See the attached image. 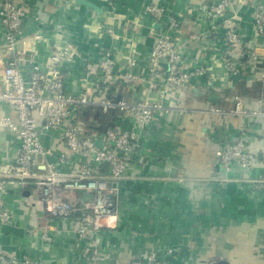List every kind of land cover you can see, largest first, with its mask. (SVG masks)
<instances>
[{
	"label": "crops",
	"instance_id": "obj_1",
	"mask_svg": "<svg viewBox=\"0 0 264 264\" xmlns=\"http://www.w3.org/2000/svg\"><path fill=\"white\" fill-rule=\"evenodd\" d=\"M16 1H27L31 6L24 37L32 38L37 32L43 35L32 45L40 64L45 63L54 45H73L80 51L72 61L62 63L67 90L73 93L84 86L86 60L97 58L102 46L115 50L121 66L127 61L130 46L141 58L148 56L165 25L152 24L151 15L145 12L148 4H162L179 11L182 36L197 35L186 52L184 64L190 68L204 65L207 73L175 92L174 97L168 95L165 103L170 106L169 111L153 116L139 138V149L127 157L131 177L115 182L117 212L103 219L104 229L97 236L101 264H127L146 250L168 247L175 251L171 264H207L218 255L229 264H264V195L245 181H222L226 176L264 177V119L206 111L212 105L233 107L235 96L248 109L261 106L264 39L257 34L254 17L256 5L264 7V0L236 2L232 10L238 11L239 32L245 42L259 53V57L252 58L250 52L241 54L237 49H228L241 67L237 75L224 66L223 43L199 34L205 24L200 21L198 7L214 0H90L101 11L77 0ZM106 25L113 31L108 32ZM4 52V39L0 37V56ZM3 67L4 62L0 61V80ZM27 69L24 64L25 72ZM239 84L243 87H237ZM121 92L129 95L125 88ZM211 92L220 95L218 102L210 100ZM10 111L7 106L2 109V113ZM84 117L91 119L90 112ZM132 124L121 123L123 127ZM242 136L247 139V149L257 156L258 166L236 167L227 175L216 149ZM42 139L58 153L67 150L63 142L48 135ZM17 146L13 132L1 128L0 161L13 159ZM68 155L72 169L85 159L82 154ZM32 192L16 187L8 191L7 200L15 217L0 228V251L28 253L38 264H90L84 256L90 241L77 234L79 221L45 215ZM47 225L53 242H44L40 231L29 234L30 229Z\"/></svg>",
	"mask_w": 264,
	"mask_h": 264
},
{
	"label": "built area",
	"instance_id": "obj_2",
	"mask_svg": "<svg viewBox=\"0 0 264 264\" xmlns=\"http://www.w3.org/2000/svg\"><path fill=\"white\" fill-rule=\"evenodd\" d=\"M245 1L214 0L198 7L200 21L205 24L199 34L223 43L222 60L233 75L241 73V67L228 49H237L241 54L250 52L252 58L259 57L256 49L250 47L253 49L250 50L239 32L238 11H232L236 2ZM256 7L255 28L264 39V7L260 4ZM30 10L27 1L0 0V37L5 43V52L0 56V61L4 62L3 81L0 80V129H10L18 144L13 159L0 161V228L13 222L15 217L7 200L8 191L12 187L33 191L32 195L45 215L79 221L77 234L89 240L91 245L84 256L90 264H101L97 236L105 226L103 219L117 212L112 198L115 182L131 177L127 155L135 154L139 149V138L153 116L159 111H169L170 106L165 103L168 95L174 97L175 92L205 76L207 69L201 64L192 68L184 64L186 52L197 35L182 36V21L178 17L181 13L162 4H148L145 12L151 15L152 24H165L148 56L141 58L130 46L127 61L121 66L115 50L102 46L97 58L86 60L84 86L80 92L73 93L67 90L62 63L72 61L80 51L73 45H54L45 63L40 64L32 45L43 35L37 32L32 38L24 37V24ZM106 27L108 32L113 31L111 26ZM24 64L28 65V72H25ZM112 85L116 87L110 97H106L107 89ZM124 88L132 98L121 92ZM233 101L234 105L229 109L212 105L206 111L264 119V100L257 109L246 108L239 96ZM94 105L100 107V116L106 114L110 121L105 122L104 131L87 132V126L97 127L88 121L92 119L84 117L91 110V113L95 111L89 108ZM4 106L11 111L2 113ZM76 117L83 119V124H77ZM122 121L133 124L123 127ZM43 135L63 142L67 152L58 153L46 145ZM246 140L242 136L216 149L227 175L236 167L254 169L258 166L257 156L247 149ZM68 153L82 154L85 159L72 169ZM229 180L245 181L254 191L264 195V177L226 176L222 179ZM36 231L41 232L44 242H53L48 225L30 229L29 234L34 235ZM174 254L172 247L146 250L127 264H171ZM0 264H38V260L28 253L17 255L0 251Z\"/></svg>",
	"mask_w": 264,
	"mask_h": 264
},
{
	"label": "water",
	"instance_id": "obj_3",
	"mask_svg": "<svg viewBox=\"0 0 264 264\" xmlns=\"http://www.w3.org/2000/svg\"><path fill=\"white\" fill-rule=\"evenodd\" d=\"M77 1L80 2V3L86 4L88 6H92L95 9H97L98 11H101L102 10L101 8H98V6L96 4H94L93 2H91L90 0H77ZM241 86L243 87V85H240V84L237 85V87H241ZM115 87H116L115 85H112L111 87H109L107 89V92H106V95L105 96L106 97H110V93H111L112 89L115 88ZM119 97H120V93L118 94L117 98H119ZM209 98L213 102H218L219 99H220V95L217 94V93H212L211 92V93H209ZM89 108H94V110H95L92 113H91L92 110L90 111L91 119H92V121L94 123L92 125H97L98 124L97 125L98 128H100L102 130L106 129L107 125L105 123V121H106L105 119H106L107 115L106 114H103L102 116H100V114H101L100 113V107L97 106V105L90 106ZM220 165L222 166L221 163H220ZM207 264H229V262H228V260L224 256L218 255V256L214 257L212 260H209L207 262Z\"/></svg>",
	"mask_w": 264,
	"mask_h": 264
},
{
	"label": "trees",
	"instance_id": "obj_4",
	"mask_svg": "<svg viewBox=\"0 0 264 264\" xmlns=\"http://www.w3.org/2000/svg\"><path fill=\"white\" fill-rule=\"evenodd\" d=\"M79 115H80V113H79ZM79 117H76V118H74V121H76L77 122V124H80V123H82V121H84L83 119H81V120H79L78 119ZM83 124V123H82ZM86 130H88L87 132H95L96 130H101L100 128H98V127H96V128H94V127H86ZM104 131V130H103ZM80 155V154H79ZM127 157H130V155L128 154L127 155ZM129 159V158H128ZM92 166L93 167H95V164L94 163H92ZM102 167H99V169H101ZM104 168H106L107 169V166H105ZM78 216V215H77Z\"/></svg>",
	"mask_w": 264,
	"mask_h": 264
},
{
	"label": "rangeland",
	"instance_id": "obj_5",
	"mask_svg": "<svg viewBox=\"0 0 264 264\" xmlns=\"http://www.w3.org/2000/svg\"><path fill=\"white\" fill-rule=\"evenodd\" d=\"M128 175H129V174H128ZM117 194H118V191L116 190L115 193H113V195H112V198H113V200H114L115 203H116L117 199L119 200ZM127 197H128V196H127ZM116 204H117V203H116ZM102 229H104V227H103Z\"/></svg>",
	"mask_w": 264,
	"mask_h": 264
}]
</instances>
